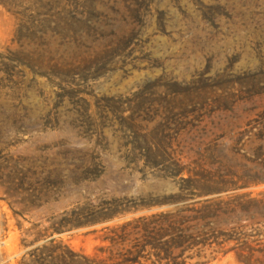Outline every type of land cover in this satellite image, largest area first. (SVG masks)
Returning <instances> with one entry per match:
<instances>
[{
    "label": "rangeland",
    "instance_id": "rangeland-1",
    "mask_svg": "<svg viewBox=\"0 0 264 264\" xmlns=\"http://www.w3.org/2000/svg\"><path fill=\"white\" fill-rule=\"evenodd\" d=\"M179 209L264 264V0H0V264Z\"/></svg>",
    "mask_w": 264,
    "mask_h": 264
},
{
    "label": "trees",
    "instance_id": "trees-1",
    "mask_svg": "<svg viewBox=\"0 0 264 264\" xmlns=\"http://www.w3.org/2000/svg\"><path fill=\"white\" fill-rule=\"evenodd\" d=\"M129 210L131 208L115 210L108 218ZM185 212L186 209H179L139 216L107 227L101 238L106 244L91 254L50 239L28 250L19 264H205L215 258L213 253L234 249L222 250L224 243L231 239L222 231L218 233L224 236L221 240H217V235L211 240L191 222L205 215H186ZM239 249L237 256L244 263H250L253 254L242 256L243 250Z\"/></svg>",
    "mask_w": 264,
    "mask_h": 264
}]
</instances>
